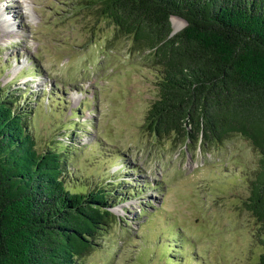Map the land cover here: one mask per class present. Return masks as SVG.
Listing matches in <instances>:
<instances>
[{
    "label": "rangeland",
    "instance_id": "1",
    "mask_svg": "<svg viewBox=\"0 0 264 264\" xmlns=\"http://www.w3.org/2000/svg\"><path fill=\"white\" fill-rule=\"evenodd\" d=\"M82 1L0 0V86L25 91L37 149L64 154L71 191L118 197L120 219L81 263L256 264L263 246L242 204L253 145L236 133L201 146L148 131L157 74L147 51Z\"/></svg>",
    "mask_w": 264,
    "mask_h": 264
},
{
    "label": "trees",
    "instance_id": "2",
    "mask_svg": "<svg viewBox=\"0 0 264 264\" xmlns=\"http://www.w3.org/2000/svg\"><path fill=\"white\" fill-rule=\"evenodd\" d=\"M82 2L147 51L157 74L148 131L201 146L236 133L253 145L257 168L242 204L263 246L256 264H264V0ZM171 15L185 21L173 33ZM24 93L0 86V264H82L120 219L118 197L67 187L64 154L37 149Z\"/></svg>",
    "mask_w": 264,
    "mask_h": 264
},
{
    "label": "bare ground",
    "instance_id": "3",
    "mask_svg": "<svg viewBox=\"0 0 264 264\" xmlns=\"http://www.w3.org/2000/svg\"><path fill=\"white\" fill-rule=\"evenodd\" d=\"M16 8H17V7H16ZM5 9H9V10H11V11H13V12L15 11V10H14V9H15V8H14V5H13L12 7H11V6L9 7V4L5 6ZM15 13H18V11H15Z\"/></svg>",
    "mask_w": 264,
    "mask_h": 264
},
{
    "label": "water",
    "instance_id": "4",
    "mask_svg": "<svg viewBox=\"0 0 264 264\" xmlns=\"http://www.w3.org/2000/svg\"><path fill=\"white\" fill-rule=\"evenodd\" d=\"M174 32V30H172V33Z\"/></svg>",
    "mask_w": 264,
    "mask_h": 264
}]
</instances>
